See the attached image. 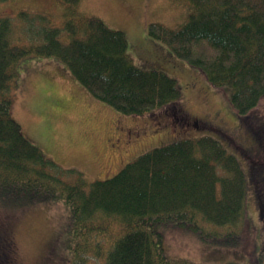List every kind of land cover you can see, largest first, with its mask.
Listing matches in <instances>:
<instances>
[{"label": "trees", "instance_id": "obj_1", "mask_svg": "<svg viewBox=\"0 0 264 264\" xmlns=\"http://www.w3.org/2000/svg\"><path fill=\"white\" fill-rule=\"evenodd\" d=\"M10 1L0 0V5ZM60 1L65 5L62 22L52 25L37 13L41 26L29 30L39 39L29 42H18L23 35L7 13H0V202L62 201L68 210V264H198L169 257L159 226L184 225L204 239L223 242L213 237L224 235L231 241L233 231L204 233L200 222L228 229L244 223L249 181L258 186H253L254 194L264 216V162H247L242 153L264 154V0H188L191 10L179 27L148 26L153 38L200 70L212 86H228L242 120L260 117L261 123L254 125L258 135L240 144L243 149L237 147L246 167L216 137L204 134L153 147L113 176L92 181L44 156L12 116V82L21 58L53 57L99 104L123 114L155 113L161 124L175 121L178 128H218L186 111L173 76L132 62L122 30L98 16L82 15L80 0ZM17 15L29 13L20 9ZM223 134L229 140L228 134L234 136ZM11 230L0 224V264H20Z\"/></svg>", "mask_w": 264, "mask_h": 264}, {"label": "rangeland", "instance_id": "obj_2", "mask_svg": "<svg viewBox=\"0 0 264 264\" xmlns=\"http://www.w3.org/2000/svg\"><path fill=\"white\" fill-rule=\"evenodd\" d=\"M20 9L26 10L29 16L19 17ZM78 10L82 15L98 16L108 26L122 30L132 62L173 76L180 89L179 101L186 111L218 129L190 126L170 130L168 125L158 123L155 113L123 114L99 104L87 94L60 61L53 57L26 56L19 60L20 70L12 82L14 85L16 81L14 93L11 91L15 95L11 114L44 156L62 168L80 171L87 181H92L113 176L124 164L153 147L210 134L246 167L239 149L248 143L249 136L258 135L259 127L255 130L254 125L261 123L260 117L252 114L242 120L230 102L228 86H212L200 70L148 32L152 22L171 28L182 25L191 10L188 0H80ZM1 11L11 17L12 25L23 35L18 42H29L39 39L29 30V27L32 30L41 26L37 13L48 17L52 25H59L64 19L65 5L60 0H11L5 7L0 5ZM16 30L12 32L14 39L18 37ZM127 128L133 132L138 129L140 134L128 137ZM223 132L235 137L228 134L229 140ZM261 142L264 147V140ZM242 153L247 162H264V154L250 157ZM217 170L223 173L219 166ZM252 182L248 183L245 198L244 223L240 221L228 229L200 222L204 233L233 231V240L221 234L213 238L223 242H215L184 225H160L166 254L198 264H264V216L257 206L253 187L256 184ZM67 214L60 200L30 205L0 202V224L12 228L20 264H68L71 256L65 247L64 233Z\"/></svg>", "mask_w": 264, "mask_h": 264}, {"label": "flooded vegetation", "instance_id": "obj_3", "mask_svg": "<svg viewBox=\"0 0 264 264\" xmlns=\"http://www.w3.org/2000/svg\"><path fill=\"white\" fill-rule=\"evenodd\" d=\"M133 129H136V128H133ZM126 132L128 133V137L131 136V135L134 136L135 134L138 135L140 133L138 129L137 130H134V132H133V131H131L128 128L126 129Z\"/></svg>", "mask_w": 264, "mask_h": 264}, {"label": "crops", "instance_id": "obj_4", "mask_svg": "<svg viewBox=\"0 0 264 264\" xmlns=\"http://www.w3.org/2000/svg\"><path fill=\"white\" fill-rule=\"evenodd\" d=\"M56 60V59H55ZM56 61H58V60H56ZM64 68H66L65 66H64ZM86 91V90H85ZM86 93H87V91H86ZM88 94V93H87Z\"/></svg>", "mask_w": 264, "mask_h": 264}]
</instances>
